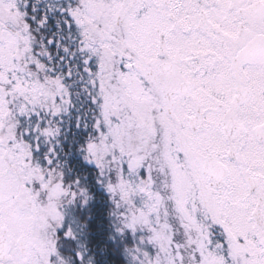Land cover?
<instances>
[{
	"label": "snow or ice",
	"instance_id": "1",
	"mask_svg": "<svg viewBox=\"0 0 264 264\" xmlns=\"http://www.w3.org/2000/svg\"><path fill=\"white\" fill-rule=\"evenodd\" d=\"M100 255L264 264V0H0V264Z\"/></svg>",
	"mask_w": 264,
	"mask_h": 264
},
{
	"label": "trees",
	"instance_id": "2",
	"mask_svg": "<svg viewBox=\"0 0 264 264\" xmlns=\"http://www.w3.org/2000/svg\"><path fill=\"white\" fill-rule=\"evenodd\" d=\"M98 259H99V261L101 262V264H104V259H105V258H104L102 255L98 256ZM108 259L118 260L119 258H117V257H113V256H110V257H108Z\"/></svg>",
	"mask_w": 264,
	"mask_h": 264
}]
</instances>
